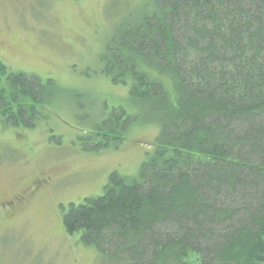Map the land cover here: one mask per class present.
Wrapping results in <instances>:
<instances>
[{
	"label": "trees",
	"instance_id": "trees-1",
	"mask_svg": "<svg viewBox=\"0 0 264 264\" xmlns=\"http://www.w3.org/2000/svg\"><path fill=\"white\" fill-rule=\"evenodd\" d=\"M149 2L101 60L155 145L135 177L113 171L100 195L70 202L63 227L121 264H264V0ZM59 91L0 62L6 125L33 129ZM137 119L112 108L76 145L117 146Z\"/></svg>",
	"mask_w": 264,
	"mask_h": 264
},
{
	"label": "rangeland",
	"instance_id": "rangeland-1",
	"mask_svg": "<svg viewBox=\"0 0 264 264\" xmlns=\"http://www.w3.org/2000/svg\"><path fill=\"white\" fill-rule=\"evenodd\" d=\"M150 10L149 0H0V40L15 45L0 50V62L60 88L33 129L0 116V205L40 172L52 179L11 216L0 210V264H121L66 232L62 215L70 202L100 195L111 172L135 177L155 145L156 125L139 117L129 83L113 84L101 60L118 22ZM115 107L138 117L124 140L80 151L78 137Z\"/></svg>",
	"mask_w": 264,
	"mask_h": 264
},
{
	"label": "flooded vegetation",
	"instance_id": "flooded-vegetation-1",
	"mask_svg": "<svg viewBox=\"0 0 264 264\" xmlns=\"http://www.w3.org/2000/svg\"><path fill=\"white\" fill-rule=\"evenodd\" d=\"M15 46L7 44V41L0 40V50H5L7 52L12 51ZM51 178L43 172H40L38 176L36 175L29 182L24 183L23 189L20 192H15L12 194L10 199L2 202L0 205V210L2 213L11 216L18 203L23 202L29 195L36 194L42 190L45 186L51 184Z\"/></svg>",
	"mask_w": 264,
	"mask_h": 264
}]
</instances>
